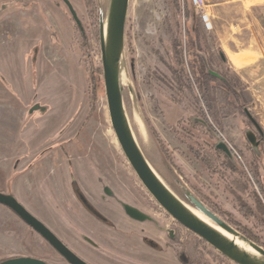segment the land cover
I'll return each mask as SVG.
<instances>
[{"label": "rangeland", "instance_id": "1", "mask_svg": "<svg viewBox=\"0 0 264 264\" xmlns=\"http://www.w3.org/2000/svg\"><path fill=\"white\" fill-rule=\"evenodd\" d=\"M27 1L29 12L0 15V68L13 82L0 81V191L16 195L91 264H130L135 258L131 246L143 245L144 239L141 231L132 233L120 226L122 207L128 200L151 208L160 206L129 164L112 128L104 74L100 71L101 68L103 71L100 38L84 0L71 1L87 28V46L64 6H59L55 0ZM97 1L106 22L110 0ZM193 8L188 0L130 1L121 63L127 115L143 152L171 189L190 192L221 219L224 217L219 214V208L233 213L258 234L262 240L260 245L264 246V216L251 221L243 218L231 196L224 192L223 185L208 175L202 162L190 151L191 146L205 140L214 144L217 139L216 135L210 138L200 129H191L190 121L197 122L196 118L204 119L206 115L222 132V137L229 140L251 179L253 190L259 194V189L264 203V191L257 182V178L264 182V146L246 137L249 131L256 136L259 133L240 107L246 105L262 132L264 114L242 96L246 91L240 79L226 73L217 56L209 52L205 22L201 11L197 8L198 11H193ZM19 9L15 7L14 11ZM27 17L32 20L30 29L23 30L18 19ZM29 39L39 49L33 73L31 66L35 61L24 59ZM181 45L184 66L177 55ZM179 68L183 70L181 80L177 73ZM209 69L221 73L233 92L228 94L221 89L223 79L219 77L215 81L203 80ZM90 71L96 86L94 112L89 118L83 116L75 131H67L65 145L50 147L52 139L60 136L64 127L60 111L56 113L59 101L55 102L49 95L58 93L61 102L66 98L63 106L67 108L73 93L75 106L90 108L86 94ZM44 76L51 89L47 94L40 93L39 101L51 105L49 113L39 112L38 100L26 98L24 93L34 86L37 88L39 78ZM235 112L245 130L240 147L221 128V121L227 119L235 127ZM43 146L47 147L41 153L45 158L38 160L35 157ZM8 158L22 162L10 163ZM14 169L22 170L16 178L12 175ZM95 180H100L105 189L95 186ZM110 188L122 197V202L111 195L108 200L98 197L99 193L111 194ZM183 201L217 225L196 206ZM164 214L162 218L167 227L173 228L175 220ZM183 238V241L188 240L186 234ZM201 247L214 252L210 264H236L209 244ZM165 249L166 264H183L176 261L172 249ZM16 256L38 257L51 264H70L12 210L0 204V261ZM182 257L193 261L195 255L184 251Z\"/></svg>", "mask_w": 264, "mask_h": 264}, {"label": "water", "instance_id": "2", "mask_svg": "<svg viewBox=\"0 0 264 264\" xmlns=\"http://www.w3.org/2000/svg\"><path fill=\"white\" fill-rule=\"evenodd\" d=\"M130 1L131 0H110L106 22H104V18L101 15L100 31L102 67L111 125L126 159L148 192L172 219L202 238L214 249L236 264H264L263 245L247 238L240 231L229 225L224 219H221L215 212L208 209L203 202L195 198L190 192L185 191L190 204L196 206L223 230L249 244L258 252L260 257H256L247 252L222 234L217 228L199 218L163 180L139 145L127 115L123 86L121 84V63L125 49L126 23ZM65 2L69 6L77 25L84 31L81 20L71 1L65 0ZM245 111L252 123L262 132L261 126L251 111H249L248 108H246ZM196 120L203 121L208 125L202 118H196ZM247 137L252 143L259 144L257 136L253 131H249ZM213 145L216 149L222 150L230 159L235 160L233 147L224 137L217 136ZM0 204L13 210L33 230L43 236L70 264H91L73 251L13 194L0 191ZM124 209L127 214L135 219L142 220L145 218L143 213L130 205L124 204ZM0 264L51 263L38 257L16 256L4 259L0 261Z\"/></svg>", "mask_w": 264, "mask_h": 264}, {"label": "crops", "instance_id": "3", "mask_svg": "<svg viewBox=\"0 0 264 264\" xmlns=\"http://www.w3.org/2000/svg\"><path fill=\"white\" fill-rule=\"evenodd\" d=\"M188 1L190 2V0ZM207 1L209 2L207 13L212 25V28L208 29L204 23L207 29L206 34L208 35V39L206 42L209 46V52H211L213 56H217V59L226 73H233L240 79L244 85V90L247 92L243 93L242 96L247 97L250 101V105L254 104L257 110L264 114V0ZM193 9V11H198L196 8ZM200 15L202 16L201 12ZM208 72L221 79H226L221 73H218L213 69H209ZM37 84V88L34 86L31 91L29 90L24 93L26 94V98L35 99L38 100V102H41L39 101L40 96H42L40 93L47 94V91L51 89V86L47 85V76H44L42 79L39 78ZM49 96L53 97L55 102L59 101L58 104L56 103L59 107L56 113L60 111L59 115L60 118H62L61 124L64 127V129L60 131L61 135L52 139V142L49 144V146H52L53 148L55 146L59 147L62 143H67V131H75L78 122L83 116L88 115L90 108L87 107V105L82 108L78 105L75 106V96L73 93L67 108L63 106L65 105L66 98L61 102L62 99L60 100L58 93ZM82 98L84 99V94L81 96V100ZM41 103L47 108L44 113H49L52 109L51 105L49 107L48 104H45L44 102ZM211 104H213V101H211ZM233 119L235 127H232L230 124L231 121L227 119L221 121V128L229 139L232 140L235 145L240 147L243 142L241 134H243V131L245 130H243L242 122H240L241 120L239 119L237 112L233 114ZM23 134L26 133L23 132ZM225 139L229 142L227 138ZM248 140L250 141L249 138ZM44 147L45 146L38 149L40 153L35 157L38 160L45 158V155H41V153L47 148ZM8 159L10 161V158ZM12 161L16 164L22 162L21 159L18 161L13 159L10 163ZM29 162L31 164V161ZM20 171L22 170H13L12 175L14 178L20 175ZM95 186L100 187V184L95 183ZM110 191L111 194L108 193L104 195L99 193L98 197H104V199L106 198V200H108V196L111 195L113 198L121 201L122 197H120L117 192L114 193L112 188H110ZM95 196L97 197V195ZM126 204L138 209L145 215L144 219L138 220L127 214L124 207L121 209L122 215L120 217V226L122 225V227L125 228L124 230L132 233L135 231H141L142 238L144 239V241H142L143 245L138 244L131 248L135 258L134 260L132 259L133 262L130 264H162L163 261L166 264L167 261L165 255H167V252L165 251V248H170L168 243L169 228L167 227L165 219L147 204H140L131 200H128ZM160 217L162 219H160ZM132 233L131 235H134ZM151 242H154L160 247L153 246ZM176 261L179 262L177 258Z\"/></svg>", "mask_w": 264, "mask_h": 264}, {"label": "trees", "instance_id": "4", "mask_svg": "<svg viewBox=\"0 0 264 264\" xmlns=\"http://www.w3.org/2000/svg\"><path fill=\"white\" fill-rule=\"evenodd\" d=\"M84 2L86 4L91 23L99 39L101 31V8L98 5L97 0H84ZM82 40L84 41V45L87 46V41L89 40V38L86 27L85 33L82 34ZM182 48L183 47L181 45V48L179 49L177 55L179 62L182 64V66H184L185 54ZM100 71L103 72L102 68L100 69ZM177 73L179 79L181 80L183 76V70L179 68L177 70ZM207 78H210L214 81L218 80V77L209 72H207L206 76L202 79L206 80ZM87 79L88 87L86 90V94L90 99V111L87 118H89L94 112L96 103V86L94 85L95 83L92 71H90ZM220 87L228 94L233 92L232 87L227 80H220ZM237 100L239 101L241 100V98L237 96ZM246 108L247 107L245 104H242L240 107V109L247 115L245 111ZM203 118L208 121L209 125L207 127L202 121H190L189 123L191 125V129H200L203 132L207 133L210 138H213L214 135L220 137L223 136L222 133L214 126V124L210 122L209 118L206 115H203ZM258 133L259 134L257 135V141H259V146H264V131L261 132L258 130ZM190 151L198 160L202 162L208 175L211 178L216 179L217 183L223 185L224 192L231 196V200L234 203L235 208L243 218L251 221L258 219L260 215L264 216V203L260 195L253 190L251 179L249 178L235 150V160H232L222 150L216 149L211 142L205 140L201 144L198 143L195 146H191ZM257 182L259 183L261 189L264 191V182H262V180L259 178H257ZM172 189L175 191V193H177V195L181 196L183 200L189 202V199L185 193H182L181 190H178L175 187H172ZM219 214L224 217V220L227 223L233 225L235 229L240 231L247 238L258 244H262V240L260 239L258 234L251 227L245 224L239 217L222 208H219ZM204 242L205 241H203V239L198 236H196V238L190 242L189 248L191 249L190 251L195 255V264H210V259L215 256L213 251H206L205 248L201 247L203 245L202 243ZM183 263L190 264L185 261H183Z\"/></svg>", "mask_w": 264, "mask_h": 264}, {"label": "flooded vegetation", "instance_id": "5", "mask_svg": "<svg viewBox=\"0 0 264 264\" xmlns=\"http://www.w3.org/2000/svg\"><path fill=\"white\" fill-rule=\"evenodd\" d=\"M1 1V0H0ZM71 1V0H70ZM11 2V3H10ZM55 2L59 5V6H64L65 7V10H66V13L69 15V17H70V19H71V21H72V23L74 24V27H77L78 29H79V31L81 32V35L82 34H84L85 33V28H84V31H82L81 29H80V27L77 25V23H76V21H75V19L73 18V15H72V13H71V10H70V8H69V6L67 5V3L65 2V0H55ZM71 3H72V5L74 6V4H73V2L71 1ZM3 5V6H2ZM24 8H23V7ZM29 6V1H27V0H9V1H1L0 2V15H3L4 13H7V14H10L9 16H15V15H17L19 12H29V10L27 9V7ZM1 7H3V9H1ZM15 7H18V8H20L19 10H15L14 11V9H15ZM75 8V7H74ZM76 10V9H75ZM9 11H10V13H9ZM76 12H77V10H76ZM78 14V13H77ZM79 16V15H78ZM80 18V17H79ZM18 19V18H17ZM19 21H21V24L23 25V30H25V28H28V27H30V23H29V21H32V20H30L29 19V17H27L26 19H18ZM81 20V19H80ZM81 23H82V21H81ZM24 25H26L25 27H24ZM82 25H83V23H82ZM83 27H84V25H83ZM28 29H30V28H28ZM32 30H35V28L34 29H32ZM52 31H54V32H56L55 30H53L52 29ZM29 32V31H28ZM56 34H54V36H55ZM32 39H29L27 42H30ZM33 43H31L30 42V45L26 48V52H25V57H24V59H26V61H30V58H31V60L32 61H35V64L33 65V66H31L32 68V70H31V72L33 73V69H34V67L36 66V64H37V62H38V55H37V53H39V49L37 48L38 46L36 45V44H33ZM32 45V46H31ZM28 61V62H29ZM30 72V73H31ZM0 74H1V76H2V79L0 78V81L2 80H5V81H10L11 82V80L10 79H8L5 75H4V73L2 72V70H1V68H0ZM3 83V82H2ZM11 83H13V82H11ZM13 91L15 92V89H14V86H13ZM25 92V91H24ZM37 103H39V105H37V108L39 109V112H42V111H45L47 108H46V106H43V103H41V102H36V104ZM88 116V115H87ZM66 144V143H65ZM64 143H62L60 146H62V145H65ZM64 147V146H63ZM12 180V179H11ZM96 182L95 183H98V184H101L100 185V188H103V189H105V186L103 185V183H101L100 182V180H95ZM4 193H6V192H4ZM13 194V193H12ZM14 195V194H13ZM15 197H16V195H14ZM153 197V196H152ZM17 198V197H16ZM18 199V198H17ZM106 199V198H105ZM19 200V199H18ZM20 201V200H19ZM156 201V200H155ZM21 202V201H20ZM22 203V202H21ZM23 204V203H22ZM24 205V204H23ZM25 206V205H24ZM160 206V205H159ZM7 207V206H6ZM26 207V206H25ZM9 208V207H8ZM27 208V207H26ZM155 208H157V209H155ZM10 209V208H9ZM28 209V208H27ZM153 209H155V211L157 212V213H159L160 215H161V217L162 216H164L165 214V211L161 208V207H154ZM11 210V209H10ZM29 210V209H28ZM13 211V210H12ZM30 211V210H29ZM14 212V211H13ZM31 212V211H30ZM15 213V212H14ZM16 214V213H15ZM167 214V213H166ZM17 215V214H16ZM168 215V214H167ZM18 216V215H17ZM36 216V215H35ZM166 216V215H165ZM169 216V215H168ZM19 217V216H18ZM170 217V216H169ZM41 220V219H40ZM174 220V219H173ZM24 221V220H23ZM25 222V221H24ZM26 223V222H25ZM27 224V223H26ZM28 225V224H27ZM173 225V228L171 227L170 228V226H168V243H169V248L170 249H172L173 250V253H174V255L176 256V258L179 260V261H181L182 263H183V261H185V259L182 257V253L184 252V251H186V252H188V253H190V250H188V249H190L189 248V245H190V242L192 241V240H194L195 238H196V234H194L193 232H191V231H189L187 228H185L184 226H182L180 223H178L176 220H175V222L172 224ZM29 226V225H28ZM174 226H176V227H174ZM30 227V226H29ZM31 228V227H30ZM50 228V227H49ZM32 229V228H31ZM51 229V228H50ZM33 230V229H32ZM52 230V229H51ZM53 231V230H52ZM34 232H36L35 230H34ZM54 232V231H53ZM36 233H38V232H36ZM55 233V232H54ZM182 233V234H181ZM39 234V233H38ZM56 234V233H55ZM183 234H186L187 235V238H188V236H190L189 238H188V240L187 241H183ZM40 235V234H39ZM57 235V234H56ZM58 236V235H57ZM43 237V236H42ZM59 237V236H58ZM199 237V236H198ZM44 238V237H43ZM60 238V237H59ZM45 239V238H44ZM61 239V238H60ZM202 239V238H201ZM46 240V239H45ZM62 240V239H61ZM189 240H190V242H189ZM47 241V240H46ZM63 241V240H62ZM204 241V240H203ZM49 243V242H48ZM66 243V242H65ZM50 244V243H49ZM67 244V243H66ZM151 244H153V246H155V247H160V246H158L157 244H155L154 242H151ZM202 244H204V245H206V244H208L206 241L204 242V243H202ZM51 245V244H50ZM68 245V244H67ZM52 246V245H51ZM69 246V245H68ZM53 247V246H52ZM70 247V246H69ZM133 247H135V245L134 246H131V248H133ZM54 248V247H53ZM71 248V247H70ZM181 249V251H179V250H177V249ZM55 249V248H54ZM72 249V248H71ZM56 250V249H55ZM73 250V249H72ZM57 251V250H56ZM74 251V250H73ZM76 252V251H75ZM77 253V252H76ZM78 254V253H77ZM79 255V254H78ZM224 256V255H223ZM82 257V256H81ZM83 258V257H82ZM84 259V258H83ZM86 260V259H85ZM67 261V260H66ZM87 261V260H86ZM68 262V261H67ZM185 262H188V263H190V264H195V260H194V258H193V261H185ZM69 263V262H68ZM90 263V262H89ZM184 264V263H183Z\"/></svg>", "mask_w": 264, "mask_h": 264}, {"label": "bare ground", "instance_id": "6", "mask_svg": "<svg viewBox=\"0 0 264 264\" xmlns=\"http://www.w3.org/2000/svg\"><path fill=\"white\" fill-rule=\"evenodd\" d=\"M105 31H106V25H105ZM123 80V79H122ZM189 208L191 209V211H193L199 218H201L202 220H204L206 223L210 224L211 226L217 228L222 234H224L225 236H227L229 239H231L233 242H235L238 246H240L241 248L245 249L247 252L251 253L252 255L256 256V257H260L258 252H256L249 244H247L246 242H244L243 240L239 239L238 237H236L235 235L228 233L227 231L223 230L221 227H219L218 225L214 224L213 222H211L209 219L205 218L202 214L198 213L196 210H194L193 208H191L189 206Z\"/></svg>", "mask_w": 264, "mask_h": 264}, {"label": "built area", "instance_id": "7", "mask_svg": "<svg viewBox=\"0 0 264 264\" xmlns=\"http://www.w3.org/2000/svg\"><path fill=\"white\" fill-rule=\"evenodd\" d=\"M190 2L195 8H197L201 11L202 18H203L207 28L208 29L212 28V25L209 21V16L207 13V8L209 6V2L207 0H190ZM257 190L259 192V195L261 196V193H260L258 188H257ZM261 199H263L262 196H261Z\"/></svg>", "mask_w": 264, "mask_h": 264}]
</instances>
